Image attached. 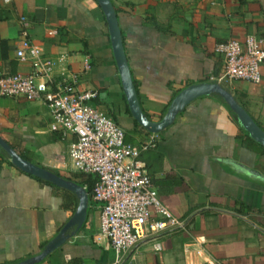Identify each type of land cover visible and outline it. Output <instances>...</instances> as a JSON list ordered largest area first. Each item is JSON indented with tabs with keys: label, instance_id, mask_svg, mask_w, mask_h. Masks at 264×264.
<instances>
[{
	"label": "crops",
	"instance_id": "1",
	"mask_svg": "<svg viewBox=\"0 0 264 264\" xmlns=\"http://www.w3.org/2000/svg\"><path fill=\"white\" fill-rule=\"evenodd\" d=\"M109 1L149 121H159L186 87L208 83L228 92L264 132V65L258 84L217 83L222 59L213 54L216 44L247 35L260 39L264 51V0ZM21 19L29 43L54 63V81L72 78L76 91H95L91 106L123 131L126 143L138 148L155 139L138 159L161 203L184 226L148 237L122 264H264V148L245 137L221 99H194L157 134L139 127L126 113L95 0H0V77L30 72L29 62L15 56ZM49 122L42 99L0 98V138L31 164L85 190V175L72 169L67 154L73 138L51 132ZM77 203L71 192L21 173L0 153V264L39 254ZM99 209L87 196L80 229L37 264L111 263L107 243L95 242Z\"/></svg>",
	"mask_w": 264,
	"mask_h": 264
},
{
	"label": "built area",
	"instance_id": "2",
	"mask_svg": "<svg viewBox=\"0 0 264 264\" xmlns=\"http://www.w3.org/2000/svg\"><path fill=\"white\" fill-rule=\"evenodd\" d=\"M19 25L15 56L29 62L30 72L1 76L0 98L42 99L50 117L49 130L61 138H73L67 150L72 169L96 179L90 197L100 205L95 242L104 240L113 251L114 260L109 264H122L123 255L148 237L182 230L183 221L161 203L138 159L141 152L155 146L154 137L138 148L125 143L123 131L91 106L96 92L76 91L72 78L54 81V63L42 58L40 49L29 43L22 19ZM213 54L222 59L217 83L260 82L264 51L263 42L255 36L218 43ZM88 69L85 63L84 70ZM152 247L156 253L161 251L159 243Z\"/></svg>",
	"mask_w": 264,
	"mask_h": 264
},
{
	"label": "water",
	"instance_id": "3",
	"mask_svg": "<svg viewBox=\"0 0 264 264\" xmlns=\"http://www.w3.org/2000/svg\"><path fill=\"white\" fill-rule=\"evenodd\" d=\"M104 17L108 40L114 64L118 73L122 93L133 121L149 134H157L170 126L177 114L194 99L214 94L218 96L228 110L234 115L238 127L246 133L254 143L264 148V132L257 127L247 113L240 107L232 96L217 84L201 83L191 85L180 91L169 103L164 115L157 122L149 121L141 112L124 57L121 35L114 9L109 0H95ZM0 151L8 163L26 175L46 182L53 187L71 192L78 200L76 209L69 220L63 225L53 239L47 242L39 254L12 264H37L46 256L58 249L66 240L80 229L86 218L87 194L83 188L71 181L37 167L21 159L11 147L0 138ZM69 230H72L67 234Z\"/></svg>",
	"mask_w": 264,
	"mask_h": 264
},
{
	"label": "trees",
	"instance_id": "4",
	"mask_svg": "<svg viewBox=\"0 0 264 264\" xmlns=\"http://www.w3.org/2000/svg\"><path fill=\"white\" fill-rule=\"evenodd\" d=\"M222 102V101H221ZM222 104L224 105V103L222 102ZM225 106V105H224ZM225 108L228 110V108L225 106ZM229 111V110H228ZM141 112H142V110H141ZM126 113L127 114H129V111H128V109L126 110ZM143 113V112H142ZM229 114H230V116H231V118H232V120L236 123V119H235V117H234V115L229 111ZM146 117V116H145ZM147 118V117H146ZM254 122V121H253ZM255 123V122H254ZM237 124V123H236ZM256 124V123H255ZM257 125V127H259L258 126V124H256ZM260 128V127H259ZM261 129V128H260ZM242 133L245 135V137L248 139V137H247V135H246V133H244L243 131H242ZM125 142V141H124ZM126 143V142H125ZM262 149V148H261ZM262 150H264V149H262ZM0 153L1 154H3L5 157H6V155L3 153V152H1L0 151ZM17 155L21 158V159H23V160H25V161H27V162H29V159L27 158V157H25V156H23V155H20V154H18L17 153ZM40 181V180H39ZM95 181H96V179H95V177L94 176H92V175H85V177H84V179H83V184L85 185V192H86V194H87V196H88V199H90V197H91V190H92V188H93V185H94V183H95ZM41 182H43V181H41ZM43 183H45V184H48V183H46V182H43Z\"/></svg>",
	"mask_w": 264,
	"mask_h": 264
}]
</instances>
